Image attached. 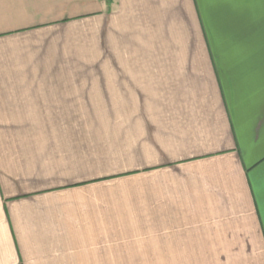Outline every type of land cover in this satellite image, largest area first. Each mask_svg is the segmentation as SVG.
Segmentation results:
<instances>
[{
  "label": "crops",
  "instance_id": "crops-1",
  "mask_svg": "<svg viewBox=\"0 0 264 264\" xmlns=\"http://www.w3.org/2000/svg\"><path fill=\"white\" fill-rule=\"evenodd\" d=\"M0 264H264V0H0Z\"/></svg>",
  "mask_w": 264,
  "mask_h": 264
},
{
  "label": "rangeland",
  "instance_id": "rangeland-1",
  "mask_svg": "<svg viewBox=\"0 0 264 264\" xmlns=\"http://www.w3.org/2000/svg\"><path fill=\"white\" fill-rule=\"evenodd\" d=\"M106 1H112V0H106Z\"/></svg>",
  "mask_w": 264,
  "mask_h": 264
}]
</instances>
